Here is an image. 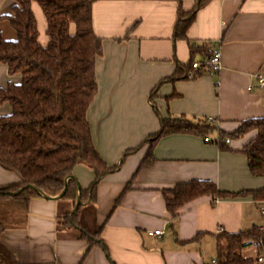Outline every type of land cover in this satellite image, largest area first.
I'll list each match as a JSON object with an SVG mask.
<instances>
[{"label": "crops", "instance_id": "0c3cea01", "mask_svg": "<svg viewBox=\"0 0 264 264\" xmlns=\"http://www.w3.org/2000/svg\"><path fill=\"white\" fill-rule=\"evenodd\" d=\"M197 2L94 1L93 27L103 38V53L96 61L99 90L88 119L95 145L110 166L156 133L164 117L212 121L217 129L211 139L234 132L245 120L264 117V90L258 82V74L264 72V0H210L199 8L187 35L194 44L209 42L219 48L222 69L185 78L189 43L175 39V32L180 12L193 10ZM14 5V0H0V36L7 40L16 38L6 19ZM32 9L39 41L46 45V17L36 1ZM201 59L195 55V61ZM20 81L21 75H10L0 63V88ZM10 111L8 103L0 106V114ZM256 134L253 130L232 138L223 147L197 134L162 136L153 147L155 162L136 175L148 145L127 156L117 171L101 180L96 201L83 204L79 216L90 231L104 224L100 237L108 254L94 247L84 257L88 243L76 231L59 230V218L74 207L64 198H32L24 227L6 230L2 240L18 264H212L216 235L222 229L264 228V201L251 195L201 196L182 206L174 218L163 191L191 180H209L231 192L263 187L264 177L251 174L241 151ZM74 176L83 188L95 178L85 165H78ZM18 180V172L0 166V185ZM130 182L131 189L116 205ZM159 229L162 235L151 234ZM257 253L254 245L243 249L246 257Z\"/></svg>", "mask_w": 264, "mask_h": 264}, {"label": "trees", "instance_id": "16d2710c", "mask_svg": "<svg viewBox=\"0 0 264 264\" xmlns=\"http://www.w3.org/2000/svg\"><path fill=\"white\" fill-rule=\"evenodd\" d=\"M12 12L6 16L16 32L14 40L0 36V63L7 66L10 75H21L19 83L9 82L0 88V106L8 103L11 111L0 114V166L20 174V180L0 185V191H17L27 184H34L44 193L60 194L67 178L74 175L78 165L93 170L95 178L87 188L81 187L82 201H96L97 187L108 174L118 170L127 156L148 145L138 169L149 168L155 162L153 147L162 136L174 133H191L209 138L217 128L203 119L193 121L187 118L164 117L160 129L135 148L128 149L118 165L110 166L98 151L88 112L95 100L99 86L96 77V61L103 53V38L93 27V4L95 0H14ZM32 1L42 8L47 20L48 43L39 41V29ZM210 0H198L191 11H181L176 26L175 39L189 43L191 58L183 65L188 78L200 54L203 61L209 56V42L198 46L189 40V27L195 20L196 11ZM197 70L194 77L206 74ZM264 90V87H263ZM257 131L241 150L248 158L252 175L264 177V117L248 119L231 133H220L213 142L221 147L226 138H242L251 131ZM134 175V176H135ZM131 189V182L117 199ZM78 192L77 182L68 180L64 199H70L73 206ZM165 203L172 217L177 218L180 208L201 197L214 199L238 198L251 195L257 201H264V186L240 192L223 191L209 180H191L178 183L163 191ZM34 197H41L35 190L27 188L17 195L0 194V264H18L11 250L3 242L6 230L22 228L27 222L29 203ZM71 217V211L61 216L59 230L76 231L78 238L88 243L87 253L94 247L108 249L100 237V226L96 231L84 228L79 221L81 208ZM199 237V235L197 236ZM217 256L212 264H256L264 254V228L253 226L238 232L222 229L216 235ZM255 245L256 257H246L243 249ZM84 259V258H83Z\"/></svg>", "mask_w": 264, "mask_h": 264}, {"label": "built area", "instance_id": "2783aa9c", "mask_svg": "<svg viewBox=\"0 0 264 264\" xmlns=\"http://www.w3.org/2000/svg\"><path fill=\"white\" fill-rule=\"evenodd\" d=\"M199 44H194V46H198ZM204 68L208 74H217L222 69V52L219 48L209 47V56L205 58L203 61H195L192 64V70L188 73V77H194L197 70ZM258 82L259 85L264 87V72L258 74ZM212 123V121H209ZM206 141H211V139L206 138ZM225 141L227 143L230 142L229 138H226ZM264 216V208L261 210ZM153 235H162V230H154L151 231ZM255 246V245H254ZM258 262H264V254H261L258 257ZM215 263V260L213 261Z\"/></svg>", "mask_w": 264, "mask_h": 264}, {"label": "water", "instance_id": "95a60500", "mask_svg": "<svg viewBox=\"0 0 264 264\" xmlns=\"http://www.w3.org/2000/svg\"><path fill=\"white\" fill-rule=\"evenodd\" d=\"M71 178L74 179L77 182V186H78L76 203H75L73 209L71 210V217H72L77 212V210L80 208L81 205H83V204H85V203L90 201V199H88L86 202L82 201L81 195H80L81 185H80L79 180L74 175L69 176L67 178V181H66V184H65V187H64L63 191L60 194L55 195V196H51V195H48V194L44 193V191H42L39 187H37L34 184H27V185L21 187L20 189H18L17 191H12V192L0 191V194L17 195V194L21 193L22 191H24L25 189L31 188V189L35 190L41 197H43L45 199L58 200V199H62L64 197V195H65V193H66V191L68 189V180L71 179Z\"/></svg>", "mask_w": 264, "mask_h": 264}, {"label": "rangeland", "instance_id": "374dc122", "mask_svg": "<svg viewBox=\"0 0 264 264\" xmlns=\"http://www.w3.org/2000/svg\"><path fill=\"white\" fill-rule=\"evenodd\" d=\"M211 140H213V139H211ZM139 144H140V143H138L137 145H135V147H137ZM123 154H124V153L121 154L120 159L123 157ZM120 159L118 160V162L120 161ZM72 209H73V208H72ZM83 210H84V206H82L80 214L82 213ZM79 216H80V215H79ZM89 224L92 226V223H91V222H89ZM73 232H74V231H73Z\"/></svg>", "mask_w": 264, "mask_h": 264}]
</instances>
